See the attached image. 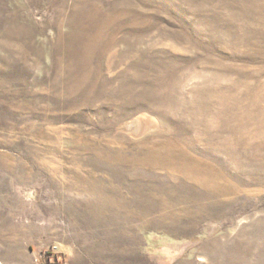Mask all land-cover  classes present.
Here are the masks:
<instances>
[{
    "label": "rangeland",
    "instance_id": "374dc122",
    "mask_svg": "<svg viewBox=\"0 0 264 264\" xmlns=\"http://www.w3.org/2000/svg\"><path fill=\"white\" fill-rule=\"evenodd\" d=\"M0 264H264V0H0Z\"/></svg>",
    "mask_w": 264,
    "mask_h": 264
}]
</instances>
